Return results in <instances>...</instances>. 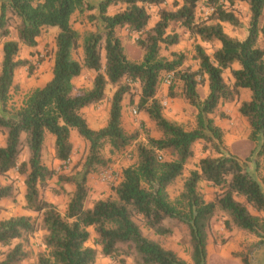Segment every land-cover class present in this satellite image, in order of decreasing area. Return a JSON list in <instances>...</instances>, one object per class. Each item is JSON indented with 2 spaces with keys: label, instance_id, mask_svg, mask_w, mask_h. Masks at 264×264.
<instances>
[{
  "label": "trees",
  "instance_id": "trees-1",
  "mask_svg": "<svg viewBox=\"0 0 264 264\" xmlns=\"http://www.w3.org/2000/svg\"><path fill=\"white\" fill-rule=\"evenodd\" d=\"M246 4L249 12L246 32L239 39L222 29L240 21L231 9L233 3ZM165 0H0V175L15 168L23 175L24 208L35 213L0 218V264H18L27 257L24 248L28 236L42 230V250L34 264H93L95 249L85 245L88 227L94 233L93 244L111 264H186L172 249L163 247L151 234L166 236L172 225H183L190 247L191 264H205L208 232L217 216L222 217L226 232L241 230L255 239L234 252L241 264H250L249 256L264 246V191L255 174L264 157V0H174L171 8ZM207 9L204 17H196L197 4ZM155 7L156 20L149 24V9ZM109 12V9H112ZM95 9L88 19H97L101 31L87 32L81 40V61L72 57L78 33L71 27L70 16ZM182 27L199 42L218 43L208 55L199 43L193 45L191 58L196 68L184 65L182 51L161 54L179 40L170 25ZM12 26L14 38L6 39ZM46 28H55L50 77L31 89L16 108L7 105L13 85L14 71L27 63L18 57L19 46L34 47ZM125 28L136 34L135 45L141 58L128 59L116 30ZM82 68L95 72L89 88L76 89L73 79ZM227 69L230 83L222 77ZM165 73L167 96L180 97L195 108L193 124L186 129L164 115L163 101L156 95L158 83ZM167 75H169L167 77ZM136 82L137 101L133 104L132 84ZM174 82L179 93L172 91ZM113 85L105 124L90 128L79 110L100 102L106 85ZM205 84L200 98L198 85ZM247 90V99L238 97ZM129 95V103L146 115L158 136L143 130L144 142L136 143L132 162L123 167L119 179L110 186L105 197L85 206L88 194L87 175L108 167L111 156L125 153L138 136L126 132L121 124V100ZM167 101V100H164ZM238 101L237 111L248 126L247 137L255 142L253 171L236 156L223 153L222 129L213 115L222 102ZM75 130L87 144L76 174L57 173L42 160L45 134L52 136V155L57 161L69 158L72 149L69 132ZM202 142L211 147L214 156L198 159L196 167L183 177L181 189L174 198L167 186L182 176L192 156V145ZM26 148L27 158L19 161ZM165 154L166 157L162 156ZM248 164V162H247ZM55 177L58 183H71L73 190L63 214L41 196L40 190ZM264 183V179H262ZM212 187L211 198L205 199L198 184ZM11 183L0 182V200L13 198ZM226 240L223 239L224 242Z\"/></svg>",
  "mask_w": 264,
  "mask_h": 264
},
{
  "label": "rangeland",
  "instance_id": "rangeland-1",
  "mask_svg": "<svg viewBox=\"0 0 264 264\" xmlns=\"http://www.w3.org/2000/svg\"><path fill=\"white\" fill-rule=\"evenodd\" d=\"M86 1L91 4H95L97 2V0ZM172 1L174 0H165L163 5L167 8H171ZM231 9L239 19L240 25L237 27H231L226 23H221V26L223 31L228 35L241 39L246 32L249 12L247 10L246 4L240 1L233 3ZM112 11L113 8L109 9V12ZM155 11V7H151L149 9V24H152L157 18L155 15ZM206 11L207 9L205 8V6L201 3H198L195 15L196 17H204ZM94 12H96L95 9L90 11H83L81 13L75 11L70 16L71 27L78 33L77 46L72 51V57L77 61H81L82 36L87 32L101 31L99 20L95 18L90 20L87 18L88 13L94 14ZM170 27L178 33L179 40L174 45L169 46L168 49H162L161 54L168 56V51L170 50L182 51L186 55L184 65H188L192 69H195L197 65L196 61L191 58V55L193 53V45L195 43H199V45L208 55H211L212 51L218 46V43L216 42H199L197 38L191 36L187 30L182 27H177L175 24H171ZM9 30L10 34L6 39H13L15 33L12 26L9 27ZM55 32V28H46L36 39L37 43L34 47H27L23 45L19 46L18 57L26 59L27 63L23 66L18 67L14 71V87L11 88L9 93V99L7 102L8 107H18L22 99L31 89L41 86L48 79L52 62V46L53 36ZM116 34L121 40L123 51L126 57L135 62L139 61L141 58V51L134 42L136 34L132 32L128 33L125 28L117 29ZM258 43L262 48H264V41L261 39V37L259 38ZM94 74L95 72L93 70L82 68L79 75L73 79L74 86L77 89L89 88L91 86V80ZM165 77L166 75L164 73L160 78L156 91V95L161 99V101L167 100V108L164 110H166L167 112H171V114H166V111H164V115L168 117L169 120L179 122L184 128L189 129L193 124L195 108L187 104L186 101H184L180 97L167 96V88L169 84L166 81ZM222 77L226 83H230L229 73L227 69L223 70ZM174 83L175 84L173 85L172 91H175V93L178 94L179 85L177 84V82ZM197 87L198 95L200 98H202L205 95L206 86L205 84H199ZM137 89L138 86L136 82H134L131 88L133 104H135L137 101ZM113 90V85H106L103 99L100 102L96 103L98 107L95 112V117L98 116L97 121L99 124L103 123V118H105L104 120L106 121L108 111L107 103L109 102V98ZM243 96L244 95H239L238 100L242 99ZM237 105L238 101H227L220 103L218 105L217 112H223L224 116L218 117L217 115H213V120L222 129L223 132V153L233 154L240 161H243L245 157H249V160L246 161L245 164L249 166L250 170L253 171L254 165L251 160L254 155L253 150L255 149V142L249 140L247 137L248 126L245 119L238 113ZM132 106L133 105L129 103V95H123V98L121 100L122 126L126 132H132L134 130L138 131V136L135 142L127 148L124 155H117L111 159L110 164L111 168L113 169V174L115 175L118 174L119 169L122 168V165H128L132 162L131 159L133 157L135 144L144 142L143 130L147 131L151 136H155L156 132L151 124L148 125L147 122L142 120L141 111H137V114L135 116L130 115L129 109L134 108ZM88 113H90V111L85 112V114ZM0 114H2L3 116L8 115V113L1 111ZM70 132L72 133V136H69V141L71 142L72 149L69 154L68 163H62L61 161H57L53 158L52 137L48 133L45 134L42 145V160L46 166L55 169L57 173L78 176L76 172L79 169L78 165L82 161L83 156L86 152L87 144L81 137L75 136L76 133L74 129H71ZM3 140L4 135L0 134V143H3ZM192 152V156L184 165L182 176L175 179L166 188L170 198H174L178 194L181 189L183 177L187 175L189 170L196 167L197 161L200 157L205 155H215V152L211 147L206 146L205 148H202L201 141H196L193 143ZM162 156L166 157L165 154H163ZM26 158L27 150L26 148H24L20 154L19 161H25ZM115 163L117 164V166H113ZM253 173L255 174L257 181L264 191V183L262 181V179H264V157H261V163L258 166V169L256 172L253 171ZM99 181L103 184L97 187V189L101 188V190L97 191V193L99 192V194L103 195L105 192H107V190H109L111 185L109 184V182H106L102 179H100ZM0 182L11 183L14 192L13 198H5L0 200V218L14 215L35 216L34 212L26 210L23 206V175H20L15 168H12L5 174L0 175ZM198 187L199 191L203 194L205 199L211 198L212 187L210 185L204 182H200L198 184ZM72 190L73 185L71 183H58L55 177H53L47 181L45 187L42 188L40 192L41 196L45 200L53 203L56 206L58 212L60 214H63ZM92 192L87 194L85 206L89 205V202L92 203L94 201ZM262 216H264V214H262ZM221 221L222 217L217 216L216 221L212 224L211 229L208 232L205 246V264H241L239 257L234 255V252L239 251L241 249V245H244L254 240L255 238L251 234L241 230L233 229L230 232H226L222 227ZM87 230L89 232V237L85 242V245L95 249V258L93 264H111L110 259L100 253L99 246L93 244L94 233L92 231V228L88 227ZM142 232L147 237L156 239L163 247L172 249L180 258L185 261L186 264H191V261L189 259L190 247L187 243L186 229L183 225H172L171 233L166 236L153 235L145 228H142ZM42 234L43 231L39 229L32 235L28 236L24 247L27 251V257L18 264H34L37 253L41 251L43 247L41 245ZM225 237L226 240L223 242L222 240L225 239ZM260 247L254 250L249 256L250 264H264L263 261L261 262L257 258L258 253H261V250H263V248L260 250ZM261 260L264 259L262 258ZM126 264H132L131 258L126 259Z\"/></svg>",
  "mask_w": 264,
  "mask_h": 264
},
{
  "label": "crops",
  "instance_id": "crops-1",
  "mask_svg": "<svg viewBox=\"0 0 264 264\" xmlns=\"http://www.w3.org/2000/svg\"><path fill=\"white\" fill-rule=\"evenodd\" d=\"M94 14H96V12H94ZM24 46V45H23ZM50 77V73H49V76H48V78ZM73 82V81H72ZM74 84V83H73ZM75 87V86H74ZM76 88V87H75ZM77 89V88H76ZM240 95H244L243 96V98L242 99H247V97H248V92H247V90H245V89H242L241 90V94ZM169 101V100H168ZM97 107H98V105H94V104H91V105H88V106H85V107H82L80 110H79V112H80V114L83 116V118L85 119V121H86V123H87V125L90 127V128H92V129H97V128H100V127H102L103 125H104V123H105V118H103V123H98V121H97V118H98V116H96L95 117V112H96V109H97ZM107 107H108V103H107ZM107 107H106V110H107ZM166 108H167V106H166ZM165 108V109H166ZM94 109V110H93ZM121 110H122V108H121ZM89 112L90 111V113H88V114H85V112ZM164 111H166V110H164ZM166 114H171V112H167L166 111ZM166 117V116H165ZM121 118H122V115H121ZM167 119H168V117H166ZM174 118H176V117H174ZM142 120H144L145 122H147V124L149 125V124H151V126H153L152 125V123H150V121L147 119V117H146V115H144L143 113H142ZM149 122V123H148ZM122 124V123H121ZM50 135V134H49ZM72 136V133L71 132H69V136ZM75 136H77V134H75ZM156 136H158V133L157 132H155V136L154 137H156ZM52 137V136H51ZM76 138V137H75ZM3 143L1 142L0 143V145H2ZM122 156V155H124V153H118V154H115V155H112L111 156V159L113 158V157H115V156ZM62 162V161H61ZM259 163H261V161L259 162ZM108 166L109 167H111V164L109 163L108 164ZM113 166H117V164L115 163ZM125 166H127V165H122V168L123 167H125ZM122 168H120L119 169V172H118V174L117 175H120V171H121V169ZM105 169V168H104ZM112 169V168H111ZM103 169H101L100 171H98V172H96V173H92V174H88L87 175V180H86V183H87V185H88V193H91L92 191V197H93V199L95 200V199H97V198H101L102 196H105V195H107L108 193H109V190H107V192H105L103 195H101V194H99V192L97 193V191H99V190H101V188L100 189H97V187H99L100 185H102L103 183L102 182H100L99 180L101 179V178H99L100 177V173H101V171H102ZM113 170V169H112ZM250 170V169H249ZM99 179V180H98ZM92 187V188H91ZM94 188H95V190H94ZM91 205V202H89V205H87V207H89ZM263 248V250H261ZM260 250H261V253H258V256H257V258H258V260H260L261 262L263 261V263H264V260H261L262 258L264 259V246H262V247H260Z\"/></svg>",
  "mask_w": 264,
  "mask_h": 264
},
{
  "label": "built area",
  "instance_id": "built-area-1",
  "mask_svg": "<svg viewBox=\"0 0 264 264\" xmlns=\"http://www.w3.org/2000/svg\"><path fill=\"white\" fill-rule=\"evenodd\" d=\"M168 76L169 75H167V77ZM166 81H167V79H166ZM162 104L165 106L166 101H163ZM129 113H130V115L135 116L137 114V110L135 108H130ZM68 161H69V158L63 160L62 163H68ZM100 178L106 182H109V184L112 185L118 181L119 175L113 174V170L111 169V167H106L105 169H103L101 171Z\"/></svg>",
  "mask_w": 264,
  "mask_h": 264
}]
</instances>
